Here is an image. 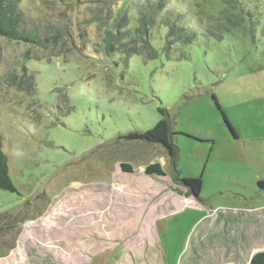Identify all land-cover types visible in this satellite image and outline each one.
<instances>
[{"label":"rangeland","instance_id":"374dc122","mask_svg":"<svg viewBox=\"0 0 264 264\" xmlns=\"http://www.w3.org/2000/svg\"><path fill=\"white\" fill-rule=\"evenodd\" d=\"M21 1L50 41L0 37V149L17 187L0 189V218L18 221L0 264H249L264 250V0H186L198 37L169 54L156 37L151 59L76 48L96 33L84 1ZM161 108L174 158L122 138Z\"/></svg>","mask_w":264,"mask_h":264},{"label":"trees","instance_id":"16d2710c","mask_svg":"<svg viewBox=\"0 0 264 264\" xmlns=\"http://www.w3.org/2000/svg\"><path fill=\"white\" fill-rule=\"evenodd\" d=\"M92 7L90 16L85 18L89 25H96V33L86 36L78 35L79 45L92 44L105 52L122 53L127 57L146 55L147 58H158L160 52L154 46L156 37L165 38L164 51L174 44L189 45L198 37L193 23V15L189 12L186 0H81ZM177 2V3H174ZM185 1V3H184ZM24 6L21 0H0V37L11 41L43 45L50 38H40L37 29L26 27ZM58 32L52 35V46L60 43ZM87 41V42H86ZM95 48V51L99 49ZM161 118L152 128L139 132L131 131L122 136L130 140H144L164 146L169 155L174 158L178 147L174 141L173 128L166 112L160 109ZM124 171L133 172L134 168L128 162L121 163ZM149 175L165 176L164 166L160 162L146 165ZM185 183L191 186L193 193L198 196L202 189V180L186 178ZM264 190V181L259 183ZM0 189L16 192L9 169L8 156L0 149ZM7 244V242L5 243ZM5 244H2L1 249ZM8 255V254H7ZM7 255H1L6 257ZM249 264H264V250L256 252Z\"/></svg>","mask_w":264,"mask_h":264},{"label":"crops","instance_id":"0c3cea01","mask_svg":"<svg viewBox=\"0 0 264 264\" xmlns=\"http://www.w3.org/2000/svg\"><path fill=\"white\" fill-rule=\"evenodd\" d=\"M17 223H18L17 220L15 222L13 220H8L6 218H3V219L0 218V248H1L2 244L6 243V239L5 238H6L7 234H9V231H8L9 228L13 227V226L14 227H16V226L18 227ZM259 251H262V250H259Z\"/></svg>","mask_w":264,"mask_h":264}]
</instances>
